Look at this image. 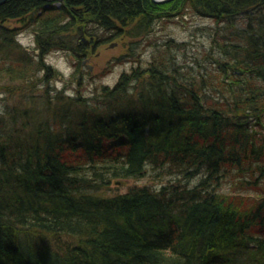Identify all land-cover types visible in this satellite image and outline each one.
<instances>
[{"label":"trees","instance_id":"trees-1","mask_svg":"<svg viewBox=\"0 0 264 264\" xmlns=\"http://www.w3.org/2000/svg\"><path fill=\"white\" fill-rule=\"evenodd\" d=\"M188 17L207 43L135 59ZM115 40L131 67L85 95L82 60ZM53 52L74 60L63 88ZM1 92L0 264H264V0H7Z\"/></svg>","mask_w":264,"mask_h":264},{"label":"rangeland","instance_id":"rangeland-1","mask_svg":"<svg viewBox=\"0 0 264 264\" xmlns=\"http://www.w3.org/2000/svg\"><path fill=\"white\" fill-rule=\"evenodd\" d=\"M175 21L179 22V20ZM186 22L187 23L180 22L178 23V25H173L163 31L161 26H157L156 28H154L155 33L151 36L150 39H148L152 41L151 46L147 47L149 44L147 43L148 41L145 43L144 40L142 41L140 39L142 41V46L139 45L138 49L135 50V55L139 56L140 53V57H136L135 59H140V61L144 63L145 61H151V55L157 49L153 45L159 46L160 44L166 42L169 38H173L174 41L180 43L190 41L194 45L207 43L204 35L206 33H203L202 31L198 32L196 31V28L198 25H203L204 23L207 24L208 21H196L195 19L192 21V19L188 17L186 19ZM4 26L10 29L15 28L19 31L17 35L19 44H21V46L25 48L29 53L35 56L39 53V51L36 49L35 34L32 30L22 28L23 24L15 20L4 23ZM128 41L129 39L126 38L127 43H129ZM134 41L137 42L136 39ZM111 45H114V47H110ZM128 47L129 46H125L123 42L115 40L107 45L96 47L94 49L91 48L88 51L87 58H89V61H87V63L84 65H87L88 67L90 65L91 67H93V70L92 72H90L92 74L91 77L85 80L82 85H80L81 91L85 95H91L89 93L93 90V87L95 85L108 84L113 86L114 84H116L121 73L131 67L130 62L128 61L130 58H127L129 55ZM143 48H146V50L144 51ZM189 55H192V50L191 52H189ZM13 57L15 60V56L9 55L7 62L13 61ZM119 59L122 61H119ZM45 61H47V64H49L57 72L55 73L56 76L53 77L52 85H54L56 88H63L64 85H66L65 80L69 79L74 71L73 58H71L67 53L64 52H53L46 56ZM71 86L76 87L74 82H72ZM14 98H11L10 95L5 92H1L0 110H5L6 108L13 106L15 104ZM145 181L146 179H144L140 183L144 184ZM147 182L150 183V180H147ZM133 184H135L134 181H126L125 184L122 185H117L114 183L111 188L112 193H125L127 191V188Z\"/></svg>","mask_w":264,"mask_h":264},{"label":"water","instance_id":"water-1","mask_svg":"<svg viewBox=\"0 0 264 264\" xmlns=\"http://www.w3.org/2000/svg\"><path fill=\"white\" fill-rule=\"evenodd\" d=\"M5 1H7V0H0V5H2ZM152 1H154L155 3H158V4H163V3L170 2L172 0H152ZM110 47H114V45H111ZM89 69L92 70L93 67L90 66ZM116 184L122 185V184H124V182L119 181V182H116Z\"/></svg>","mask_w":264,"mask_h":264},{"label":"bare ground","instance_id":"bare-ground-1","mask_svg":"<svg viewBox=\"0 0 264 264\" xmlns=\"http://www.w3.org/2000/svg\"><path fill=\"white\" fill-rule=\"evenodd\" d=\"M84 42H86V40H84ZM82 61H89V58H87V56H86ZM114 182L116 184V182H119V181H114ZM121 182H124V184H125L126 181H121Z\"/></svg>","mask_w":264,"mask_h":264},{"label":"flooded vegetation","instance_id":"flooded-vegetation-1","mask_svg":"<svg viewBox=\"0 0 264 264\" xmlns=\"http://www.w3.org/2000/svg\"><path fill=\"white\" fill-rule=\"evenodd\" d=\"M85 63V61H83V64Z\"/></svg>","mask_w":264,"mask_h":264}]
</instances>
